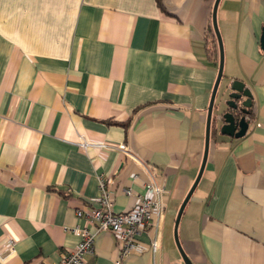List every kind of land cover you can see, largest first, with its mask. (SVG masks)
I'll return each instance as SVG.
<instances>
[{"label":"crops","instance_id":"obj_1","mask_svg":"<svg viewBox=\"0 0 264 264\" xmlns=\"http://www.w3.org/2000/svg\"><path fill=\"white\" fill-rule=\"evenodd\" d=\"M215 1L0 0V252L16 243L3 264H58L72 252L76 229L95 230L76 211L98 206L101 179L116 212L151 181L166 190L159 229L121 264H184L175 223L204 157L220 63ZM217 19L220 86L245 83L252 115L245 137L212 135L179 239L194 264H264V0H221ZM82 138L128 152L85 150ZM118 259L102 231L84 264Z\"/></svg>","mask_w":264,"mask_h":264},{"label":"built area","instance_id":"obj_2","mask_svg":"<svg viewBox=\"0 0 264 264\" xmlns=\"http://www.w3.org/2000/svg\"><path fill=\"white\" fill-rule=\"evenodd\" d=\"M78 145L85 150L89 147H98L103 150L117 148L124 153L128 152L127 146L124 144L115 146L106 142L93 143L85 138H82ZM100 191L101 195L96 208L90 213L83 210L76 211L79 218L90 220L94 224L95 230L76 229L74 232L80 237L79 244L72 252L65 254L58 264H84L85 257L94 251L96 235L102 231H109L115 235L119 250L117 264H121L123 260L137 253L140 245L139 237L146 229L153 226L157 230L159 229L166 208V190L159 183L151 181L147 185L146 194L138 198L133 209L125 212L115 211V195L108 188L104 179L100 180ZM127 194L131 195L132 191L128 190ZM15 249V241L8 240V254L0 252V264H3L7 257L13 255L16 252ZM159 249L160 245L155 239L151 244L154 257Z\"/></svg>","mask_w":264,"mask_h":264},{"label":"water","instance_id":"obj_3","mask_svg":"<svg viewBox=\"0 0 264 264\" xmlns=\"http://www.w3.org/2000/svg\"><path fill=\"white\" fill-rule=\"evenodd\" d=\"M220 2L221 0L215 1L212 13V25L219 46L220 63L218 77L214 85L210 105L208 107L204 157L198 177L191 190L189 191L188 195L186 196L185 200L183 201L175 223V242L184 264L194 263L185 252L179 239V225L185 212V209L189 201L193 197L206 169L210 153V145L213 130L216 129V131L221 136H226L234 139H240L245 137L250 126V122L247 120L246 115L249 114V109H251L253 106L251 91L246 87L245 83L239 80L233 81L228 86L227 90L229 93L227 94L226 98L219 105H217V96L219 92V87L224 77L225 64L224 45L217 19L218 7ZM260 45L262 51L264 52V28L261 36Z\"/></svg>","mask_w":264,"mask_h":264},{"label":"rangeland","instance_id":"obj_4","mask_svg":"<svg viewBox=\"0 0 264 264\" xmlns=\"http://www.w3.org/2000/svg\"><path fill=\"white\" fill-rule=\"evenodd\" d=\"M225 86L224 84L222 86H220V89H219V93H218V96H217V105H219L227 96L226 92H225Z\"/></svg>","mask_w":264,"mask_h":264},{"label":"flooded vegetation","instance_id":"obj_5","mask_svg":"<svg viewBox=\"0 0 264 264\" xmlns=\"http://www.w3.org/2000/svg\"><path fill=\"white\" fill-rule=\"evenodd\" d=\"M252 115V108L249 109V114L246 115L247 120L249 121Z\"/></svg>","mask_w":264,"mask_h":264},{"label":"trees","instance_id":"obj_6","mask_svg":"<svg viewBox=\"0 0 264 264\" xmlns=\"http://www.w3.org/2000/svg\"><path fill=\"white\" fill-rule=\"evenodd\" d=\"M161 1H162V0H157V3H158L159 5H161ZM215 131H216V129H215V130H213V133H212V135H213V134H216V133H215Z\"/></svg>","mask_w":264,"mask_h":264}]
</instances>
